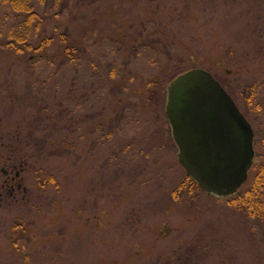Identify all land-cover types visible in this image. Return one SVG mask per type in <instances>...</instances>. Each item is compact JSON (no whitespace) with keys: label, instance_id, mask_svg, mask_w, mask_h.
I'll list each match as a JSON object with an SVG mask.
<instances>
[{"label":"rangeland","instance_id":"374dc122","mask_svg":"<svg viewBox=\"0 0 264 264\" xmlns=\"http://www.w3.org/2000/svg\"><path fill=\"white\" fill-rule=\"evenodd\" d=\"M31 2L47 47L0 42V171L24 189L0 205V264H264V227L190 191L165 117L203 69L264 156V0Z\"/></svg>","mask_w":264,"mask_h":264},{"label":"water","instance_id":"95a60500","mask_svg":"<svg viewBox=\"0 0 264 264\" xmlns=\"http://www.w3.org/2000/svg\"><path fill=\"white\" fill-rule=\"evenodd\" d=\"M166 92L165 116L186 176L209 196L236 195L254 159L250 124L203 69L179 75Z\"/></svg>","mask_w":264,"mask_h":264},{"label":"trees","instance_id":"16d2710c","mask_svg":"<svg viewBox=\"0 0 264 264\" xmlns=\"http://www.w3.org/2000/svg\"><path fill=\"white\" fill-rule=\"evenodd\" d=\"M13 15L16 22L8 25L7 19ZM40 20L38 14L33 10L31 0H0V42L2 47L11 49L16 52L39 51L45 49L47 44L38 41L36 32L40 28ZM160 34L159 31L147 34L140 47L135 51V55L140 57L145 49H153L150 47L149 38L153 34ZM36 40V44L32 45L31 40ZM61 51L67 57L72 55V47L61 39ZM136 41V40H134ZM145 48V49H144ZM34 58V57H33ZM257 140V136H255ZM0 177L4 178L0 182V205L8 200L14 201V196L20 193L21 182L16 181V177L10 178V173L0 171ZM190 191H200V188L187 176H185ZM249 185L245 189H241L235 196L226 200L228 206L239 210L241 213L248 215L250 218L256 220L262 227H264V156L256 157L253 166L249 173ZM54 179L51 177L48 184H52ZM39 189L47 186L46 182L37 181ZM205 198H208L204 195ZM210 199V198H209ZM212 199V198H211Z\"/></svg>","mask_w":264,"mask_h":264},{"label":"flooded vegetation","instance_id":"af4514ba","mask_svg":"<svg viewBox=\"0 0 264 264\" xmlns=\"http://www.w3.org/2000/svg\"><path fill=\"white\" fill-rule=\"evenodd\" d=\"M254 136H256V134L254 133ZM256 141H255V138H254V145H255Z\"/></svg>","mask_w":264,"mask_h":264}]
</instances>
